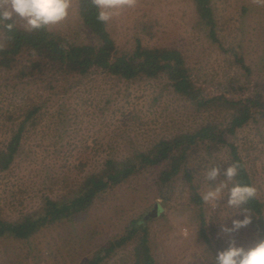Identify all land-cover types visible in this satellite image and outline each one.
Masks as SVG:
<instances>
[{"label": "rangeland", "instance_id": "374dc122", "mask_svg": "<svg viewBox=\"0 0 264 264\" xmlns=\"http://www.w3.org/2000/svg\"><path fill=\"white\" fill-rule=\"evenodd\" d=\"M211 6L216 41L193 0H101L100 5L118 55L132 54L138 44L177 50L204 98L238 101L260 95L264 102V0H211ZM13 19L19 28L33 30L23 19ZM47 28L69 44H96L77 0H70L64 20ZM29 60L22 55L11 69L0 67V149L27 111L38 107L13 163L0 171V218L7 221L39 212L47 199L69 197L89 176L105 170L108 160L126 161L161 140L174 141L206 125L225 129L231 120L230 108L198 107L177 94L164 75L124 80L98 68L59 73L48 65L42 73L22 76ZM251 112L247 124L226 138L238 149L264 217V117L255 108ZM230 164L228 145L199 142L188 149L185 164L169 183L160 181L165 163L144 166L109 186L85 211L27 240L0 239V264H88L133 232L100 264H137L144 230L153 264H214L216 252L230 243L250 246L264 237L252 213L227 204L236 185V176L223 173ZM213 165L221 174L211 181L206 170ZM217 186L221 199L213 206L202 197ZM245 216L250 223L224 231L234 218Z\"/></svg>", "mask_w": 264, "mask_h": 264}, {"label": "trees", "instance_id": "16d2710c", "mask_svg": "<svg viewBox=\"0 0 264 264\" xmlns=\"http://www.w3.org/2000/svg\"><path fill=\"white\" fill-rule=\"evenodd\" d=\"M83 25L96 39V44H69L60 35L50 32L47 26L26 31L21 29L14 20V29L9 31L0 25V67L11 69L22 55L28 56L29 65L25 66L22 76H34L35 72H44L48 65L59 73H86L92 68L124 80L139 77L155 79L164 75L171 83L174 91L195 103L198 107H209L214 103L217 107H228L232 110L231 120L225 129L216 124H210L200 129L179 136L174 141L161 140L149 151L135 154L132 158L115 162L108 160L105 170L89 176L84 183L69 197L58 201L47 199L43 208L37 213H31L17 221H7L0 218V239L14 238L27 240L42 228L61 219L85 211L95 198L108 189L118 185L144 166H159L166 164L161 172L160 181L169 183L181 171L187 159L188 149L199 142H212L228 145L234 164L238 165L236 185H250L252 180L244 162L238 154V149L228 143L226 135L234 134L253 117L252 109L259 110L264 117V102L260 95L245 100L230 101L223 97L204 98L186 65L183 55L173 49L144 48L140 44L132 54L118 55L115 43L107 30V22L101 19V0H77ZM201 23L208 28L209 36L216 41V19L211 0H193ZM38 107L29 109L25 119L11 136L5 149H0V171H6L13 163L14 156L20 146L27 123L37 114ZM11 119V118H9ZM200 201V199H197ZM256 217V226L260 235H264L263 204L257 198L249 199L241 206ZM150 216V215H149ZM148 219V218H147ZM139 221H142L140 219ZM138 221V222H139ZM136 222V223H138ZM143 224L145 220L142 221ZM134 231V230H132ZM113 241L104 247L88 264L102 263L116 248L123 246L130 236ZM200 235L206 238L204 228ZM137 245V264H153L149 255L147 232ZM103 252V254H102Z\"/></svg>", "mask_w": 264, "mask_h": 264}, {"label": "clouds", "instance_id": "9594fccd", "mask_svg": "<svg viewBox=\"0 0 264 264\" xmlns=\"http://www.w3.org/2000/svg\"><path fill=\"white\" fill-rule=\"evenodd\" d=\"M69 9L70 0H0V25L9 31L13 30L15 16L23 19L29 29H37L64 20L69 14ZM106 18L107 14L101 13V19ZM206 172L208 179L214 181L221 174V169L218 165H213ZM237 172L236 164H230L223 170L226 178L234 177ZM220 192L221 186L210 188L202 199L215 206V203L221 199ZM255 193L256 189L250 185H234L229 190L227 204L240 208L254 197ZM250 220V216H245L243 219L234 218L232 227L225 226L224 231L238 230L250 223ZM214 264H264V237L250 246L230 243L226 248L216 252Z\"/></svg>", "mask_w": 264, "mask_h": 264}, {"label": "water", "instance_id": "95a60500", "mask_svg": "<svg viewBox=\"0 0 264 264\" xmlns=\"http://www.w3.org/2000/svg\"><path fill=\"white\" fill-rule=\"evenodd\" d=\"M155 215H156V212H153L152 214H150V216H152V217L155 216Z\"/></svg>", "mask_w": 264, "mask_h": 264}]
</instances>
